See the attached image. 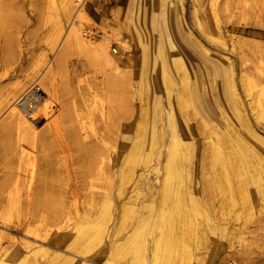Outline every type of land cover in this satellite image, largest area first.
Returning a JSON list of instances; mask_svg holds the SVG:
<instances>
[{"label":"rangeland","instance_id":"rangeland-1","mask_svg":"<svg viewBox=\"0 0 264 264\" xmlns=\"http://www.w3.org/2000/svg\"><path fill=\"white\" fill-rule=\"evenodd\" d=\"M78 1L64 0V4H73L71 15L83 5L82 8L93 19L87 26L95 42L109 45V53L115 61L113 67L116 66L117 71L122 72L124 68L128 71L130 82L127 113L130 114L126 115V119L130 124L131 141L126 148L122 147L123 132L116 125L114 161L107 167L108 158L102 157L106 162L105 167L94 176L89 168L92 160L90 155H77L70 150L59 157L54 152L52 158H56L57 162L54 174L64 183L63 191L67 199L62 212L47 219L27 215L33 209L32 204L26 206L30 201L26 196L27 186L33 177L37 180L43 174L27 159L32 150L26 148L25 156L18 164L19 159L12 147L15 146L17 136L12 135L0 141V264H51L49 258L54 252L53 247L61 244V250L70 253L64 244L74 235L81 239L79 249L89 253L82 255L72 251L73 255L77 253L76 256L83 258V263L78 260L77 264H94L95 257H104L107 249L117 247L131 233L138 223L135 209L141 204L147 207L144 209L147 221L145 219L144 225H141L136 242L119 247L121 250L116 261L125 262L129 258L125 251L130 248L145 249L148 259L146 249L161 208L157 181L161 172L155 175L150 172V166L159 167L163 159L164 146H161L159 136L161 129L165 132L167 143L171 141L170 109L166 105V93L161 79L164 72L162 52L169 60L176 53L183 58L188 68L186 92H181L179 97L186 100L183 113L192 134L184 136L183 141L188 145L186 167L191 173L192 185L197 189L201 205H185L190 215L189 219L180 223L181 236L185 235V241L182 242L185 243L177 246L176 239L169 238L168 244L174 245L168 248L172 250L167 253L169 255L172 252L169 264H178L180 260L182 262L179 264H185L186 261V264H264V194L261 192L264 190L257 191L251 185V201L248 203L235 201V205L224 198L223 188L229 183L233 185L234 178L229 166L225 168L226 172L218 173L227 149L221 137L216 136L228 124V128L236 129L245 142L264 153V145L246 132L247 124L257 136L264 138V0H115L106 5L99 0H84L81 4ZM56 14L49 6V0H0V23L4 27L1 30L0 47L3 49L10 45V49H14V55L11 50H8V54L11 59L14 58L12 67L19 76L2 79L0 97L6 95L8 87L25 83V88L0 109V127L17 105L24 110L44 96L35 85L66 48L61 36L56 40L54 38ZM123 44L127 49L124 50ZM66 56L65 67L58 77L59 85L65 82L67 75L68 78L72 77V97L66 96V104L72 106L71 102L75 100L80 103L88 93L95 95L94 113L90 116L91 120L86 117L85 121L92 124L94 131L100 129L104 132L107 123L100 111L102 106L107 107L109 94L100 88L101 83H105L116 71H109L102 56H95L77 47L68 49ZM35 64L39 66L32 70ZM19 68L23 69L21 73ZM167 74L172 76L168 71ZM201 76H204L202 84ZM115 77L118 78L117 75ZM177 77L172 76V79L179 90L182 82L179 80L181 76ZM28 80L34 81L31 83ZM102 88L106 89V86ZM107 90L112 91L111 87ZM114 94L118 95L119 91L115 89ZM197 94L204 97L208 105H214V117L206 115ZM120 95L119 102L123 101L121 92ZM90 100L88 103L91 105ZM159 108L163 120L157 117ZM56 114L57 110L50 111L52 117ZM241 115L244 118L240 122ZM148 121L154 150L152 161L146 167L144 164L137 165V161L139 141ZM30 125L36 131L43 128L42 122ZM217 147L220 150L218 160L213 155ZM125 157L130 159L133 175L120 190ZM143 171L148 179L144 181L145 185H136L138 175ZM35 184L37 182L34 181ZM151 193V199L142 203L143 196L148 197ZM46 209L52 212L57 209V205L50 203ZM28 223L36 228L39 237H27L24 234V226ZM89 226H104L106 231H102L104 233L99 241H89ZM111 242L114 243L110 245ZM25 244H29L30 249L24 247ZM45 248L47 252L43 251ZM42 252H46L45 255ZM162 255L164 257L165 252Z\"/></svg>","mask_w":264,"mask_h":264},{"label":"bare ground","instance_id":"bare-ground-1","mask_svg":"<svg viewBox=\"0 0 264 264\" xmlns=\"http://www.w3.org/2000/svg\"><path fill=\"white\" fill-rule=\"evenodd\" d=\"M49 6L53 10H55L57 13L56 14L57 15L56 24L54 26V32H53L54 38L56 40L61 36L62 39H64L63 41H64V45L66 48H64L65 49L64 51H62L61 49L62 52L51 63L46 75L42 79H40V81L35 85V87H37V90L41 91V95L42 93L44 95L42 96L41 100L38 101V99H36V101L32 103L30 107L26 106L25 107L26 109L23 106L22 108H24V110H21L17 105L16 108L8 115L5 123L1 125L0 127V141H3L4 138H7L12 135L17 136L15 146H12V147H14V152L18 157L17 159H19L18 164L20 161H22L23 156H25L26 148H28L32 150L31 156L29 157L27 156L29 163L32 164L33 166L34 165L37 166L43 172V174H41L37 180H34V177H33L32 178L33 181L32 180H31L32 182L30 181V184L29 186H27V189H26V196L28 197V199H30V201L28 202V205L26 206H29V204H32V207H33L32 210L27 212V215L32 216V217L33 216L39 217L41 219H47V218L56 216V214H60L63 210L64 203L66 202V199H67V196H66L67 194L63 191L64 183H61L60 180L56 178L54 174V170L57 164L56 158L54 157L52 158V155L54 152L58 153L59 157H62V155H65L70 150L78 153L77 155H90L92 160L89 163V168L91 169L92 175L94 176V174H96L100 169L105 167L106 162L104 161V158H108L107 160L108 165L106 163L107 167L110 166L114 161V157L116 153V147H115L116 140L114 136H116V133H117L116 129L118 126L119 128L122 129V132H123L122 142H121L122 147L126 148L129 141H131L130 124L127 122V119H126V115L130 114V113H127L128 111L127 108L129 105L128 104V91H129V82H130L128 71L124 70L125 68L123 69L122 72L117 71L118 68L116 66L113 67V65L115 64V61L113 60V58L111 57L109 53V50H110L109 45L107 43L98 44L95 42L92 36V33H91L92 31L87 26V23H92L89 21H92L93 19H91L88 13L82 8L83 5H80L81 7L79 9L76 8L77 9V10L75 9L76 12H74V14L72 15H71V10H72L71 6L65 5L64 0H49ZM69 16L71 17V20H69ZM0 22H1V16H0ZM3 28L4 27L0 23V35L3 34V32L1 33V30ZM9 46L10 45H7L3 47V49L0 47L1 48V51H0V82H2L3 78L14 79V78L19 77L17 74V71L13 68L14 66L12 67L13 62L15 61L13 60L14 58L11 59L9 57L10 55L8 54L9 52L8 50H11L13 55L14 53L12 51L13 48L10 49L11 46L10 47ZM74 47H77L81 49L82 51L84 50L86 52H89L95 56H102L103 59H105L109 67V71L117 72V73L115 72V75H112L109 79H107L105 83L103 82L101 83L100 89L107 91L105 94H109L107 107L102 106L101 111H100L102 118L105 117L106 123H107L104 132L103 131L101 132L100 129L99 131H94V129L92 128L93 127L92 124L90 123L88 124L85 121L86 117L88 118V120H91L90 116L92 115V113H94L95 95L93 96L92 94H89V93L85 94L86 96L82 98L80 103L75 100V102L74 101L71 102L72 106L70 105L67 106L66 96L72 97V91H73L71 89L72 77L68 78V75H67V79L65 80V82L60 83V85L58 84V79H59L58 77L63 71V68L65 67V64L68 58L66 56L67 50L72 49ZM123 48L125 50L127 49V46L123 44ZM160 54H163L161 57L162 59L161 62H162L163 71H164L163 74L161 75V79H162V83L164 85L163 87L165 88V93H166V99H165L167 101L166 105H168L169 107L168 109H170L171 141L167 143L165 132L164 130L161 129L159 136H160L161 146H164L163 159L159 167L157 165L150 166L151 168L150 172L155 173V175H159L161 172V176L157 179L159 183V193H158L159 201L158 202L160 203L161 208H160V211H158L156 222L154 224L153 231L151 232V239H150V242H148V250L146 249L148 253V259L146 258L145 249H131L130 248V249H126V251L124 250L126 252V254L125 253L124 254L128 255L129 258L125 260V262L123 263L120 262L121 264H169V262H171L170 257L172 256L171 255L172 252L171 254L167 255L169 251L168 248L169 247L171 248L172 246L174 247L173 244L172 245H169L170 243L168 244V242L170 241L169 238H175L177 246L183 245L181 243L185 241L184 240L185 235L184 237L181 236L182 235V232H181L182 225L180 224L183 220L187 218L189 219V216H190L188 212V208H185L186 207L185 205L188 203L195 204L196 206L200 205L199 198L196 192L197 189L196 187L192 185L191 173L189 174V171L186 167V161H187L186 156L188 154L186 152L188 149V145L183 141V139H184V136L189 137L192 133H191V130L189 129V123L185 119L186 117L184 116V113H183V107L186 104V100L184 99L182 100L181 97H179V94L181 92L183 91L186 92V87H187L186 83L189 78L188 68L183 58L179 57L176 53H174V55L172 54V58L170 60L169 58H167L165 53L162 52ZM146 63H147V60H146ZM38 66L39 64H35V66L33 67L34 69L32 70L37 69ZM125 67H127L126 63H125ZM218 69L220 73H222L221 69L220 68ZM22 70L23 69L21 68L19 72L21 73ZM167 71L170 72L172 76H175V77L177 76L179 77V75L181 76L179 77V80H181L182 83H181L179 90L176 89L175 83H173L174 79H172L171 75L167 74ZM140 73L142 74V71ZM116 75L118 76V78L115 77ZM142 76L143 74L141 75V77ZM169 76H171V78ZM200 78L202 80L201 84L204 83V80H203L204 76L203 78L202 76ZM30 79H34V78L31 77ZM28 81H31V80H28ZM33 81H31V83ZM103 85L106 86V89L102 88ZM110 87L112 91L107 90V89H110ZM24 88H25V83L24 84L16 83L8 87L6 95L2 98L0 97L2 99L0 101V109H2V107L5 104H7L11 99H13ZM115 89L119 91L118 95L114 94ZM120 92L122 93V99H123V101L121 102H119L121 100ZM32 95L31 97H33ZM91 96L93 97L92 100H90ZM196 96H197V99L201 102V107L205 111L206 115L210 117H214V112H213L214 109H212L214 105L212 106L208 105L205 102L204 97H202L201 95L197 94ZM89 100L91 102V105L88 103ZM188 100L189 99L187 98V101ZM51 104L52 106H50ZM55 110H57V114L52 117L50 115V111L52 112ZM161 111L162 110L160 108L159 110H157V117L159 120L160 119L163 120L162 118L163 115L161 114ZM239 118H240L239 121L241 122L243 121L242 118L244 117L241 115L239 116ZM143 119H145V117ZM36 122L43 123V128L40 131H36L35 128H33L30 125L31 123H36ZM116 125L118 126L116 127ZM149 125L150 123L148 121V124H146L144 135L140 138L139 157L137 161L138 162L137 165L144 164L146 167L147 166L149 167L152 161V154L154 150L153 148L154 144L151 141V138H150L151 135H149V131H148ZM228 126L229 125L226 124L225 129H222L220 131H218V129L216 130L218 131L216 136L218 135L219 137H221L223 145L225 144L226 149H227L226 154H225L226 157L225 159L221 160L222 166H221L220 172L218 173L220 174L221 171L226 172L225 168L229 166L231 168L230 171L232 170L231 175L234 178L233 185L230 183L229 185L228 184L226 185V183L224 184V186L226 185L223 188L224 198L228 202H233L234 204H235V201L248 203V201H251L250 200L251 199V192H250L251 185L254 188H256L257 191L264 190V153H261L260 152L261 150L259 151L258 149L250 145L249 143L245 142L241 138V136L237 133V131H235L236 129L228 128ZM246 127H247L246 132L249 134V136L257 140L261 145H264V138L257 136L255 132L247 124H246ZM146 131L148 132L147 134H146ZM10 149L12 148L10 147ZM213 155L215 159L219 157L220 150L218 147L216 148L215 153H213ZM129 160H130L129 157H125L123 161L122 173H121V186L119 187L120 190L124 188V186L131 180V177L133 175L132 166ZM217 160L215 161L218 162ZM218 166L220 165L218 164ZM147 177L148 176L144 171L140 173L138 175V179L136 180V185H140V184L145 185L144 181L148 179ZM223 177L225 176L223 175ZM94 178H96V175ZM34 181L37 182V184L33 185ZM150 184L148 186L149 188L151 187ZM261 192L262 194H264V191H261ZM152 196H153V193H151V195L148 197L147 195L143 196L142 203H144L146 199H147L146 201H148L149 200L148 198ZM27 197H26V200H27ZM50 203L56 204L57 209L52 212L51 211L49 212L46 209V206L49 205ZM148 204L150 203H147V205ZM141 205L140 207L135 209V214H137L138 223L133 227V229L131 230V233L128 234L126 238H124L120 242V244H117L118 245L117 247L113 245L114 246L113 249H107L106 250L107 253L104 255V257L103 256L97 257V258L95 257L96 262L94 264H120L118 263L119 261L118 262L116 261V256L118 257L117 254L121 250L119 249V247L129 246L131 243H134V241L136 242L138 240V233H139L140 227L144 223V220L146 219L145 216L147 214L144 213V209H146L147 207L145 205H142V206ZM31 224L28 223L24 226V234H26L27 237L28 236H31V237L38 236L39 234H37L36 228L35 229L32 228ZM91 227L89 228V231H90L89 241H92V242L102 237L101 234L104 233L102 232L103 230L106 231L104 226H100V227L91 226ZM142 234H143V230H142ZM140 239L141 238H139V240ZM182 240L184 241L182 242ZM163 242H165V244L162 245ZM112 243L114 242H111L110 245ZM81 245H82L81 239L79 240L74 235L72 239H70L69 241L67 240V242H65L64 244V248L70 249L71 251L70 253L69 252L66 253L62 251L61 246L63 245L61 244L57 247H53L54 252L50 254V258H49L50 263L51 264H77L78 260L82 262L83 258L76 256L77 253L82 254V255H84L85 253L84 251H82L83 249H79V247L81 248ZM23 246L30 249L29 244H25ZM40 248L42 249L41 246L39 247V249ZM163 248L165 249V251ZM43 251L47 252L46 248ZM72 251L74 253L77 252L76 255H73L74 253ZM180 251H183V250H180ZM164 252L166 255L162 257L163 256L162 254H164ZM86 255H89V253H87ZM180 262L182 261L180 260L178 264Z\"/></svg>","mask_w":264,"mask_h":264},{"label":"built area","instance_id":"built-area-1","mask_svg":"<svg viewBox=\"0 0 264 264\" xmlns=\"http://www.w3.org/2000/svg\"><path fill=\"white\" fill-rule=\"evenodd\" d=\"M83 1L84 3V0H79V4H81ZM103 5H106V4H110L111 2H113L114 0H99Z\"/></svg>","mask_w":264,"mask_h":264},{"label":"crops","instance_id":"crops-1","mask_svg":"<svg viewBox=\"0 0 264 264\" xmlns=\"http://www.w3.org/2000/svg\"><path fill=\"white\" fill-rule=\"evenodd\" d=\"M115 1V0H114Z\"/></svg>","mask_w":264,"mask_h":264}]
</instances>
